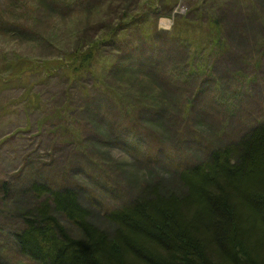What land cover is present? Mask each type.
Listing matches in <instances>:
<instances>
[{"label":"rangeland","instance_id":"rangeland-1","mask_svg":"<svg viewBox=\"0 0 264 264\" xmlns=\"http://www.w3.org/2000/svg\"><path fill=\"white\" fill-rule=\"evenodd\" d=\"M174 1L178 4L173 11L177 6L184 7V15L194 18L193 12L197 13L200 6L196 3L201 0ZM208 1H204L209 3L205 7L218 10L228 41L227 50L212 61L214 74L210 71L201 75L187 90L189 95L182 96L185 102L176 104L177 96L171 91L177 92L184 85L179 87L181 83L175 80L179 75L169 73L168 68L175 63L178 49L174 43L163 50H154L150 45L154 54L143 52L154 66L161 59L167 66L155 67L161 72L158 77L162 83H156L160 90L155 85L149 90L167 96V100L174 96V100L166 101L168 110L163 116L157 114L153 101L149 106L142 105V111L130 114V126L120 134L116 131L117 117L114 129L106 111L118 116L121 113L107 97H100L90 75L82 80L71 78V58L78 55L82 45L69 36L72 23L65 25L62 21L65 12L53 8L56 6L47 0H0V264H41L22 253L14 236L24 226L16 214L23 211L29 197L20 192L27 190L25 187L36 177L41 176L53 186L68 182L82 187V202L90 210V221L112 230L113 223L104 218L106 212L125 205L152 185L160 184L166 192H179L180 163L185 167L206 160L209 146L239 141L264 119V0ZM138 2L144 0H136L130 8L143 18L151 7L143 6V12ZM40 5L38 19L30 11ZM99 7L97 2L85 0L78 9H91L85 13L88 21L85 15L78 19L84 22L82 27L90 22L97 25L89 31L93 39L103 31L102 26L106 27L103 20L112 19L114 9L101 14ZM169 16L160 17L162 31L174 26L167 23L173 22ZM30 22L36 23V28ZM247 24L255 38H239L249 33ZM242 25L245 30L241 32ZM156 42L160 44L164 38ZM144 45L147 43L138 47ZM99 49L92 68L98 74L108 51L104 44ZM176 66L179 69L180 65ZM134 90L140 93L138 87ZM91 94L96 99L92 100ZM186 97L193 103L185 105ZM73 128L83 131L80 138L73 135ZM61 130L63 134H57ZM102 168L108 170L112 180L103 176ZM4 181L9 185L2 186ZM67 227L74 233L71 225Z\"/></svg>","mask_w":264,"mask_h":264},{"label":"trees","instance_id":"trees-1","mask_svg":"<svg viewBox=\"0 0 264 264\" xmlns=\"http://www.w3.org/2000/svg\"><path fill=\"white\" fill-rule=\"evenodd\" d=\"M47 1L56 6L53 8L65 12L62 21L65 25L72 23L69 36L75 44L82 45L80 48H86V51L78 49V55L70 57L71 78L82 80L90 75L100 97H107L108 103L121 113L118 116L106 111L114 129L117 117L116 131L120 134L130 126V114L142 111L139 107L151 105L150 101L162 116L168 110L166 101L175 99L176 104L184 103L182 96L197 84L198 78L210 71L214 74L212 61L228 48L225 24L217 9L205 7L209 5L208 0L196 3L200 6L197 13L193 12L194 18L190 14L174 15L173 8L178 4L174 0H164V4L162 0L138 2L143 12V6L151 7L143 18L130 8L136 0H93L101 6V14L114 7L112 19L103 20L106 27L102 26L97 39L89 35L97 25L90 22L82 27L84 22L78 19L85 15L89 20L85 13L90 8L78 10L85 0ZM40 7L30 11L38 19ZM168 15L174 18V26L162 31L160 17ZM247 28L249 33L239 38H255L250 25L247 24ZM244 30L245 25H242L241 32ZM157 38H164V42L158 44ZM142 42L147 45L138 47ZM173 43L178 53L168 72L178 74L175 80L181 83L179 87H184L171 91L177 97L167 100V96L149 90L154 85L159 87L156 83L161 85L158 77L161 72L157 68L166 67L167 63L161 59L157 61L158 66H154L143 50L153 55L150 45L154 50H163ZM101 44L108 51L98 74L92 68ZM114 51L124 57L120 58ZM136 87L140 93L134 90ZM91 98L96 99L95 94H91ZM185 99L188 101L185 105L192 102ZM65 117L63 122L66 123L68 116ZM73 131L77 138L83 133L77 128ZM57 134L62 135V130ZM81 148L88 150L89 147ZM208 148L206 160L185 167L180 163L182 187L179 192H166L160 184L152 185L125 205L106 212L104 218L113 223L112 230L90 221V210L82 202V187L68 182L53 186L38 176L25 187L27 190L20 192L28 193L29 197L23 211L16 214L24 223L14 232L16 243L25 256L41 264H264V119L239 141L225 146L215 143ZM101 172L112 180L106 168ZM3 185L9 183L4 181Z\"/></svg>","mask_w":264,"mask_h":264},{"label":"built area","instance_id":"built-area-1","mask_svg":"<svg viewBox=\"0 0 264 264\" xmlns=\"http://www.w3.org/2000/svg\"><path fill=\"white\" fill-rule=\"evenodd\" d=\"M181 11L183 12L184 10L182 9Z\"/></svg>","mask_w":264,"mask_h":264}]
</instances>
